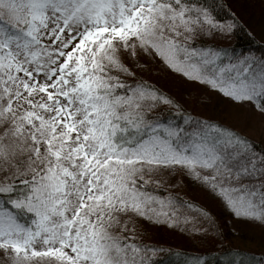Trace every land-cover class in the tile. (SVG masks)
I'll return each mask as SVG.
<instances>
[{
  "label": "snow or ice",
  "instance_id": "snow-or-ice-1",
  "mask_svg": "<svg viewBox=\"0 0 264 264\" xmlns=\"http://www.w3.org/2000/svg\"><path fill=\"white\" fill-rule=\"evenodd\" d=\"M225 7L0 0V264H155L158 246L137 238L141 219L171 226L195 221L191 210L211 219L167 190L177 172L264 226V149L231 123L183 111L138 74L166 68L205 84L243 105V121L258 115L264 134V53L199 40L240 24ZM241 255L221 259L241 264Z\"/></svg>",
  "mask_w": 264,
  "mask_h": 264
},
{
  "label": "trees",
  "instance_id": "trees-1",
  "mask_svg": "<svg viewBox=\"0 0 264 264\" xmlns=\"http://www.w3.org/2000/svg\"><path fill=\"white\" fill-rule=\"evenodd\" d=\"M211 2L220 5H227V7H225L223 10L218 9V11H221L222 15L224 12L229 10L234 12L239 18L240 24L236 26L231 33L213 34L214 36H218V39L215 41L206 42L200 38L199 40L201 42L205 44H214L217 46L228 47L237 51H252L257 54L264 53V41L259 39L255 33L245 25L243 20L238 16L235 8H233L230 0H211ZM224 18L227 19L226 16ZM153 69H158V71L164 69L165 72H171L174 74V72L166 68L153 67ZM188 81L189 85L191 86L199 84L205 89L208 88L207 85L198 83L195 80L188 79ZM153 83L155 82L153 81ZM193 95H196L195 92ZM174 99L177 101L176 98ZM177 103L181 106L183 111L190 112L189 110L185 109V107L182 106L178 101ZM159 109L165 110L163 113L165 119H172L174 121L183 123V112L175 106L161 104ZM190 113L192 115H196L192 112ZM197 116L200 115L197 114ZM254 142L255 147L258 150L264 149V147L258 142ZM171 180L174 184H170L176 189L173 190L172 187H168L167 190L169 192H172L181 200L186 199L196 205H199L210 214L211 219L200 216L194 210L188 211L187 214L194 216L196 218L195 221H189L185 223L183 220H179L178 223H174L171 226L165 222H152L141 219L139 221V227L137 230V238L144 244L158 246L160 250L156 251L154 255L151 252L148 253L149 256L152 257V260L155 262V264H186L189 254H208L205 257L206 264H224L221 256L229 253L231 249H237L240 253L247 254V256L241 255V264H245L246 260L251 261V264H264L263 252L233 247L228 241L231 235H235L237 238V243L240 245L247 244L256 248L259 246L255 242L256 240H259L260 245L264 244V226L259 223L252 222L253 228L251 230L246 227L245 230L238 229L233 232L229 227L228 219L224 218L222 212L224 205L219 200V198L213 195L205 187L201 186L200 183L187 176L181 175L179 172H177L176 176ZM215 198L219 201V212L214 204H211L212 200ZM184 211V209H180V215H183ZM193 228L203 229V231H194ZM171 242H174V244L180 246L181 248L171 245ZM213 253H215V255H213ZM227 259L232 260L234 257L229 255Z\"/></svg>",
  "mask_w": 264,
  "mask_h": 264
},
{
  "label": "rangeland",
  "instance_id": "rangeland-1",
  "mask_svg": "<svg viewBox=\"0 0 264 264\" xmlns=\"http://www.w3.org/2000/svg\"><path fill=\"white\" fill-rule=\"evenodd\" d=\"M230 3L245 25L253 31L259 39L264 41V0H230ZM200 38L203 39V41L212 42L218 39V36H202ZM157 71L158 69H153V67H151L138 74L151 82L154 81L157 86L176 98L177 101L190 112L203 117L218 118L225 123H231L233 127L239 128L240 131L245 132L254 141L264 147V134H261V121L258 115L252 113L250 118L245 122L241 119L244 111L243 105L235 104L232 100L220 95L216 91L203 88L202 85L196 84L191 86L189 85L188 79L184 77L181 78V76L175 73L165 72L164 69L159 70L158 73ZM194 92L196 95H193ZM169 183L174 184L172 180ZM171 187L173 190L176 189L173 186ZM211 204H214L219 212V201L216 198L212 200ZM222 212L224 218L228 219L231 231L234 232L238 229L245 230L246 227L250 230L253 228L251 221L237 219L225 206ZM228 241L233 247H240L244 250L251 249L256 252L264 253V244L260 245L259 240L255 241L257 245H259L256 248L247 244L240 245L237 243L235 235H231ZM171 245L181 248L174 244V242H171Z\"/></svg>",
  "mask_w": 264,
  "mask_h": 264
}]
</instances>
